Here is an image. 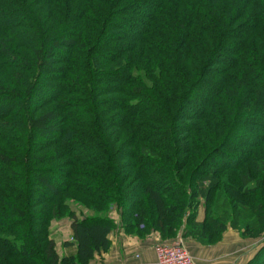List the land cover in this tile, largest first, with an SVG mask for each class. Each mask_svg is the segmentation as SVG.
Masks as SVG:
<instances>
[{"label": "trees", "instance_id": "16d2710c", "mask_svg": "<svg viewBox=\"0 0 264 264\" xmlns=\"http://www.w3.org/2000/svg\"><path fill=\"white\" fill-rule=\"evenodd\" d=\"M113 205L264 264V0H0V264H90Z\"/></svg>", "mask_w": 264, "mask_h": 264}, {"label": "crops", "instance_id": "0c3cea01", "mask_svg": "<svg viewBox=\"0 0 264 264\" xmlns=\"http://www.w3.org/2000/svg\"><path fill=\"white\" fill-rule=\"evenodd\" d=\"M205 219L204 209H200L198 221ZM117 228L110 235V247L97 255L90 264H157L155 246L159 243H173L181 239L192 255L195 264H247L256 255L260 239H246L239 232L228 229L222 240L211 245H204L193 239L184 238L180 232L173 240L164 241L157 232L142 234L138 230ZM72 238V230L70 228ZM71 241V240H68ZM66 242V240H65ZM64 243V242H63ZM57 244L61 256L76 253V248L64 249Z\"/></svg>", "mask_w": 264, "mask_h": 264}, {"label": "rangeland", "instance_id": "374dc122", "mask_svg": "<svg viewBox=\"0 0 264 264\" xmlns=\"http://www.w3.org/2000/svg\"><path fill=\"white\" fill-rule=\"evenodd\" d=\"M137 25L134 22H129L127 25L124 26V33H123V37H127L132 30H134L133 28H135ZM224 56V55H223ZM44 97L43 94L39 93L35 96V100L37 101L40 97ZM243 135V136H242ZM237 136L240 137H244L243 139L246 140V133L243 131H240ZM41 143V140L39 141V145ZM72 210L76 213V215L78 216V218H83L86 216H89L91 213L87 210L82 208L81 206L78 205H72ZM113 209H114V214L112 215V217L114 218L115 221H118L119 223V216L115 213L116 210V205H113ZM50 238L58 245L61 246V244L63 242L71 240L73 238H71V234H70V226H69V222H61L58 226L56 225H52L51 229H50Z\"/></svg>", "mask_w": 264, "mask_h": 264}, {"label": "built area", "instance_id": "2783aa9c", "mask_svg": "<svg viewBox=\"0 0 264 264\" xmlns=\"http://www.w3.org/2000/svg\"><path fill=\"white\" fill-rule=\"evenodd\" d=\"M155 253L157 264H195L192 255L181 239H177L170 244H157L155 246Z\"/></svg>", "mask_w": 264, "mask_h": 264}]
</instances>
